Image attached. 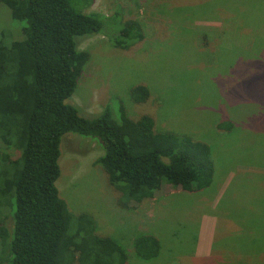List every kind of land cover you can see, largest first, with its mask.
<instances>
[{
	"label": "rangeland",
	"instance_id": "374dc122",
	"mask_svg": "<svg viewBox=\"0 0 264 264\" xmlns=\"http://www.w3.org/2000/svg\"><path fill=\"white\" fill-rule=\"evenodd\" d=\"M81 2L71 6L112 15L122 27L138 22L144 38L128 49L105 34L77 38L88 60L67 101L86 117L122 103L133 119L148 115L156 130L207 144L213 174L202 190L163 184L153 198L123 201L96 162L103 153L98 143L66 133L56 186L68 209L91 216L95 233L126 252V264H264V0ZM3 30L13 39L22 33L0 2ZM135 85L148 88L144 102L132 100ZM205 227L209 246L197 251ZM141 234L159 240L157 257L136 255L133 242Z\"/></svg>",
	"mask_w": 264,
	"mask_h": 264
},
{
	"label": "trees",
	"instance_id": "16d2710c",
	"mask_svg": "<svg viewBox=\"0 0 264 264\" xmlns=\"http://www.w3.org/2000/svg\"><path fill=\"white\" fill-rule=\"evenodd\" d=\"M0 2L22 32L16 39L0 32V263L126 264L123 248L95 233L93 218L72 213L59 196L62 136L93 138L103 151L96 162L108 182L123 201L137 203L153 198L163 184L183 191L206 188L213 174L209 147L184 133L156 130L148 115L131 118L122 103L86 117L67 101L88 60L76 39L105 34L128 49L144 38L138 22L122 27L112 15L73 9L71 0ZM130 96L144 102L149 90L135 85ZM133 244L141 259L159 254L153 235H138Z\"/></svg>",
	"mask_w": 264,
	"mask_h": 264
},
{
	"label": "crops",
	"instance_id": "0c3cea01",
	"mask_svg": "<svg viewBox=\"0 0 264 264\" xmlns=\"http://www.w3.org/2000/svg\"><path fill=\"white\" fill-rule=\"evenodd\" d=\"M211 220H209L207 223H205L206 225H208V227L210 226ZM206 231V232H204ZM210 230L209 228H206L203 230L201 229V233L197 236V246L196 249L197 251H205L207 249V247L209 246V234ZM208 237V238H207Z\"/></svg>",
	"mask_w": 264,
	"mask_h": 264
}]
</instances>
